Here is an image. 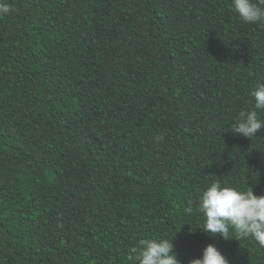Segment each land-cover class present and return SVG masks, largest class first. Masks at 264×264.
Masks as SVG:
<instances>
[{
  "label": "trees",
  "instance_id": "trees-1",
  "mask_svg": "<svg viewBox=\"0 0 264 264\" xmlns=\"http://www.w3.org/2000/svg\"><path fill=\"white\" fill-rule=\"evenodd\" d=\"M3 2L0 264H137L132 249L161 238L181 264L208 244L264 264L199 211L217 181L264 195V127L231 129L256 110L264 24L231 0Z\"/></svg>",
  "mask_w": 264,
  "mask_h": 264
},
{
  "label": "clouds",
  "instance_id": "clouds-1",
  "mask_svg": "<svg viewBox=\"0 0 264 264\" xmlns=\"http://www.w3.org/2000/svg\"><path fill=\"white\" fill-rule=\"evenodd\" d=\"M230 8L246 24H264V0H231ZM11 10L10 5L0 0V16ZM251 96L254 108L264 112V83H258ZM256 110L239 113L231 128L236 135L252 139L264 127V120ZM161 139L162 136L155 137L157 142ZM186 211L190 213L192 209ZM199 211L205 218L202 229L205 233L228 240L232 230L237 240L250 236L264 248V195H256L253 188L242 190L213 182L199 196ZM132 252L137 264H181L172 240L164 238L141 240L139 248H133ZM188 264H230V261L215 244H208L202 256L189 260Z\"/></svg>",
  "mask_w": 264,
  "mask_h": 264
}]
</instances>
